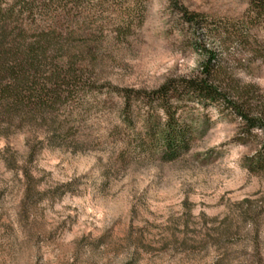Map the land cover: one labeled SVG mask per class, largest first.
Segmentation results:
<instances>
[{
  "label": "rangeland",
  "instance_id": "obj_1",
  "mask_svg": "<svg viewBox=\"0 0 264 264\" xmlns=\"http://www.w3.org/2000/svg\"><path fill=\"white\" fill-rule=\"evenodd\" d=\"M252 1L37 0L21 27L55 24L96 62L47 123L0 119V264H264V22L249 24ZM196 77L218 97L180 88L165 112L152 95ZM165 123L187 132L172 160ZM27 142L42 143L28 167L48 193L23 208Z\"/></svg>",
  "mask_w": 264,
  "mask_h": 264
},
{
  "label": "trees",
  "instance_id": "obj_2",
  "mask_svg": "<svg viewBox=\"0 0 264 264\" xmlns=\"http://www.w3.org/2000/svg\"><path fill=\"white\" fill-rule=\"evenodd\" d=\"M35 3L37 0H12L8 5H2L0 1V119L4 123H47L63 94L69 93L71 87L78 86L84 71L96 62L91 47L85 44L75 46L73 43L77 42L76 35L65 34L55 24L32 29L33 33L28 34L21 27V19L25 14L32 17ZM44 9L47 10V6ZM250 11V16L247 17L249 24L264 22V0H253ZM186 17L188 22L197 21L194 17ZM246 34L247 32L236 36L247 40ZM222 35L225 36L226 33L223 32ZM210 67L212 58L209 59L206 72ZM209 82L206 77L181 80L172 87L161 86L152 95L157 97L166 112V100L170 92L176 93L180 88L208 100L218 97L219 92ZM238 114L246 119L241 112ZM165 124L166 128L161 133L163 154L172 160L186 148L187 132L182 127L176 131L174 123ZM41 145L42 143L27 142V163L20 168V205L23 208L30 201L48 193L38 190L39 182L28 167V163L39 153ZM68 186L69 184L63 185L64 188ZM57 189L58 187L53 191Z\"/></svg>",
  "mask_w": 264,
  "mask_h": 264
}]
</instances>
